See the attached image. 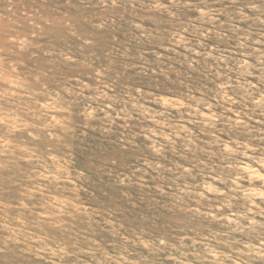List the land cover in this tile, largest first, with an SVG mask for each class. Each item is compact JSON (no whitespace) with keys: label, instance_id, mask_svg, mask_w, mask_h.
I'll use <instances>...</instances> for the list:
<instances>
[{"label":"rangeland","instance_id":"obj_1","mask_svg":"<svg viewBox=\"0 0 264 264\" xmlns=\"http://www.w3.org/2000/svg\"><path fill=\"white\" fill-rule=\"evenodd\" d=\"M0 264H264V0H0Z\"/></svg>","mask_w":264,"mask_h":264},{"label":"clouds","instance_id":"obj_2","mask_svg":"<svg viewBox=\"0 0 264 264\" xmlns=\"http://www.w3.org/2000/svg\"><path fill=\"white\" fill-rule=\"evenodd\" d=\"M161 243H163V241H161Z\"/></svg>","mask_w":264,"mask_h":264}]
</instances>
